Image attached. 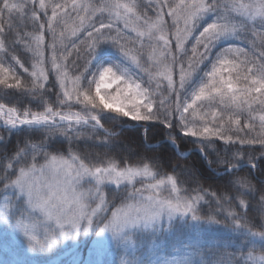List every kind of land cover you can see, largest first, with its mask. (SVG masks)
Wrapping results in <instances>:
<instances>
[{"label":"snow or ice","instance_id":"6c2138e0","mask_svg":"<svg viewBox=\"0 0 264 264\" xmlns=\"http://www.w3.org/2000/svg\"><path fill=\"white\" fill-rule=\"evenodd\" d=\"M14 14L32 30L14 26ZM0 86L39 104L0 102V229L26 253L94 236L97 256L121 250L118 264H264V179L239 174L264 177V0H0ZM105 114L145 132L160 124L177 150L178 135L194 138L210 167L236 179L221 196L185 186L191 170L114 158ZM20 132L43 135L9 155ZM216 141L224 148L213 160ZM215 226L235 243L206 247L201 233ZM180 230L193 235L165 252Z\"/></svg>","mask_w":264,"mask_h":264},{"label":"trees","instance_id":"16d2710c","mask_svg":"<svg viewBox=\"0 0 264 264\" xmlns=\"http://www.w3.org/2000/svg\"><path fill=\"white\" fill-rule=\"evenodd\" d=\"M5 24H7V17H5ZM13 24L18 26L21 31H31L32 24L26 18L17 20L15 14L13 15ZM14 38L15 32L11 34ZM234 45L244 46L242 41H233ZM17 54L24 60L26 66L30 65L31 53L23 50L22 45L16 46ZM115 56L112 53H106L102 59H114ZM25 78V84L30 80L27 74H23ZM54 77L50 74L49 84L52 83ZM54 91H56L54 89ZM49 102L54 101L53 95H48ZM0 102L15 106L20 109L31 108L32 110H39V104L37 101L32 100L28 94H22L14 89H5L0 86ZM74 110H79V106H75ZM111 114H105L103 123L113 135L108 138L111 145V152L109 153L114 158H130L132 160H138L140 158L156 159L162 161L161 171H166L171 174L172 169L178 170H191L195 179L192 176L185 175V186L197 187L201 186L209 191H216L218 195L223 196L227 189L226 185L230 179H236L231 177L229 173L223 171L222 165L213 164L211 167L204 158L197 146L193 143L194 138H186L183 136H177V143L179 150H177L170 140L166 139L167 129H164L160 124H151L147 126V132L145 128L136 122L123 123L119 120L113 121L108 119L107 116ZM243 123V121H242ZM117 133V134H116ZM0 135L8 136L7 130L0 124ZM43 134L41 133H28L20 132L13 133L10 139L7 140V152L9 155H13L18 147H23L26 143H39ZM85 135H95L91 129L85 130ZM57 145L66 144L62 138L56 141ZM81 147L84 146L85 141L78 142ZM91 144V141H88ZM3 145V142H0ZM216 147L207 149L209 158L216 160L215 152L224 148L222 141L215 142ZM239 147L233 146V148ZM257 149L259 146H255ZM63 150V148L61 149ZM189 153V154H188ZM187 156H183L186 155ZM258 154V153H257ZM240 176L248 175L253 179L254 184H258L261 179V174L258 170H251L245 168L240 170ZM197 181L199 182L197 184ZM2 203V198H0ZM216 205H212L211 210H215ZM205 212L209 211L207 205L204 206ZM222 213H217V218L222 217ZM259 219V217H257ZM193 234L188 233L185 230H180L178 237L170 238L164 245L165 252H171L174 244H179L186 239H190ZM202 242L206 247H214L218 242L223 245L229 241L235 243V237L233 234L227 232L223 227L215 226L211 229H205L201 233ZM94 236L87 238L82 237L79 242L68 241L61 245H58L50 252L44 253H26V246L21 245L18 239H13L11 235L5 234L0 229V264H13L15 260L25 259V264H94V261L99 259L102 264H118V259L121 254V250L117 249L114 245L101 255H96V245L93 243Z\"/></svg>","mask_w":264,"mask_h":264}]
</instances>
